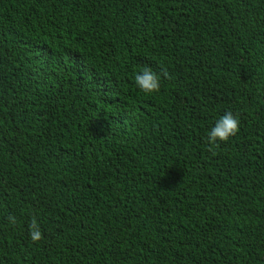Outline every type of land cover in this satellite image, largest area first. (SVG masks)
<instances>
[{"label": "trees", "instance_id": "1", "mask_svg": "<svg viewBox=\"0 0 264 264\" xmlns=\"http://www.w3.org/2000/svg\"><path fill=\"white\" fill-rule=\"evenodd\" d=\"M0 264H264V0H0Z\"/></svg>", "mask_w": 264, "mask_h": 264}, {"label": "clouds", "instance_id": "2", "mask_svg": "<svg viewBox=\"0 0 264 264\" xmlns=\"http://www.w3.org/2000/svg\"><path fill=\"white\" fill-rule=\"evenodd\" d=\"M162 78H170L166 68L163 69L161 73H157L153 71L151 67H144L141 72L135 74L134 83L136 87L145 94L159 93L161 90ZM239 127L240 120L237 118V115H234L230 110L225 112L216 120L207 133L208 151L215 155L216 149L220 147V142L229 141L231 137L238 133ZM7 220L12 225L17 224L15 215L9 214ZM28 227L29 235L33 242H38L43 239L40 225L35 216L32 218Z\"/></svg>", "mask_w": 264, "mask_h": 264}]
</instances>
